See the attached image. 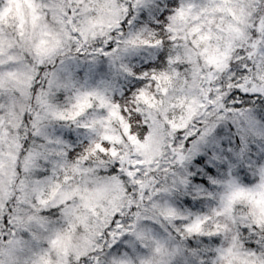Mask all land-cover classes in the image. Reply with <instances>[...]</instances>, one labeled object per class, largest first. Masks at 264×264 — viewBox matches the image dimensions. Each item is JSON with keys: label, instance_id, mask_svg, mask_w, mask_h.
Wrapping results in <instances>:
<instances>
[{"label": "clouds", "instance_id": "clouds-1", "mask_svg": "<svg viewBox=\"0 0 264 264\" xmlns=\"http://www.w3.org/2000/svg\"><path fill=\"white\" fill-rule=\"evenodd\" d=\"M0 264H264V0H0Z\"/></svg>", "mask_w": 264, "mask_h": 264}]
</instances>
